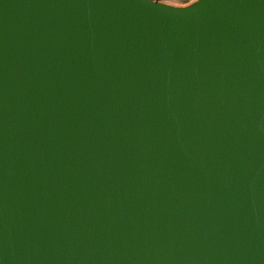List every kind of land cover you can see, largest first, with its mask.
<instances>
[{"label":"water","instance_id":"1","mask_svg":"<svg viewBox=\"0 0 264 264\" xmlns=\"http://www.w3.org/2000/svg\"><path fill=\"white\" fill-rule=\"evenodd\" d=\"M162 4L0 0V264H264V0Z\"/></svg>","mask_w":264,"mask_h":264},{"label":"rangeland","instance_id":"2","mask_svg":"<svg viewBox=\"0 0 264 264\" xmlns=\"http://www.w3.org/2000/svg\"><path fill=\"white\" fill-rule=\"evenodd\" d=\"M155 1H160L174 6H184L191 3L194 0H155Z\"/></svg>","mask_w":264,"mask_h":264},{"label":"snow or ice","instance_id":"3","mask_svg":"<svg viewBox=\"0 0 264 264\" xmlns=\"http://www.w3.org/2000/svg\"><path fill=\"white\" fill-rule=\"evenodd\" d=\"M161 7H165V9L167 10V7L169 6L168 4H162L160 5ZM194 5H189L188 7H193Z\"/></svg>","mask_w":264,"mask_h":264}]
</instances>
